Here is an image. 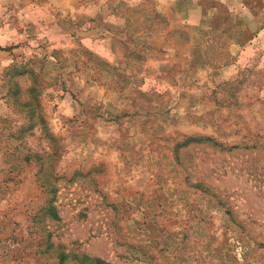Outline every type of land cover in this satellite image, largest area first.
I'll return each instance as SVG.
<instances>
[{
	"label": "rangeland",
	"instance_id": "374dc122",
	"mask_svg": "<svg viewBox=\"0 0 264 264\" xmlns=\"http://www.w3.org/2000/svg\"><path fill=\"white\" fill-rule=\"evenodd\" d=\"M0 264H264V0H0Z\"/></svg>",
	"mask_w": 264,
	"mask_h": 264
}]
</instances>
